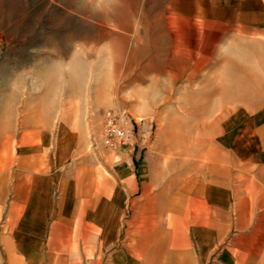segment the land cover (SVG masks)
<instances>
[{"label":"rangeland","instance_id":"rangeland-1","mask_svg":"<svg viewBox=\"0 0 264 264\" xmlns=\"http://www.w3.org/2000/svg\"><path fill=\"white\" fill-rule=\"evenodd\" d=\"M205 2L0 0V264L49 263L43 243L16 242L6 219L18 174L48 164L64 179L88 170L102 184L132 181L126 216L140 225L133 241L149 239L144 252L176 236L183 259L210 218L203 192L231 200L211 263L236 264L237 200H264V29L208 26ZM113 110L133 128L118 148L104 142ZM180 204L190 215L176 228ZM56 221L46 241L59 255L71 220ZM162 258L176 264V245L147 264Z\"/></svg>","mask_w":264,"mask_h":264},{"label":"crops","instance_id":"crops-1","mask_svg":"<svg viewBox=\"0 0 264 264\" xmlns=\"http://www.w3.org/2000/svg\"><path fill=\"white\" fill-rule=\"evenodd\" d=\"M205 6L208 26L247 28L257 32L264 29V0H206ZM44 141L45 137L42 144L45 148ZM51 168L52 166L48 164L43 169L40 168L39 172L24 170L18 174V179L13 184L14 196L6 217L8 222L13 221L8 230L13 231L16 242L22 243L35 238L37 245L43 243L44 254L51 253L44 256L49 261L48 264H101L108 255L110 260L106 261L107 264H147L148 260L159 258L165 249H171L175 245L176 264H182V261L189 264H212L214 251L212 243L215 237L224 240L225 227L223 229L222 227L230 220L231 200H212L206 196V190L203 192L207 198L204 202L208 206L207 215L210 218L202 227L194 228L191 234L194 242L192 245L189 244L188 251L182 254L184 257L182 259L179 251L181 246L178 247L176 236L170 243L163 237L159 238L148 246L146 252L143 250L148 244V238L133 241L132 227L135 229L140 225L134 223L136 220L133 214L129 219L126 216L133 210L132 181L125 182L122 186L114 176L113 179H108L102 184L88 170L83 171L82 180L75 175L64 179L59 172L52 171ZM118 171L122 172L119 169ZM86 173H88L87 181ZM91 177L92 180H89ZM174 197L172 200H176V196ZM237 201L236 264H264V200H252L251 207L246 206L245 200ZM187 203L192 204L188 200ZM179 207L180 210H176V219L180 224L176 222V228L180 227L181 222L186 221L182 219L190 215L189 208L185 209L182 204ZM76 212L80 213L78 224L82 228L80 233L75 232L76 234L73 235L72 214ZM140 214H142L141 210ZM54 216L59 223H62L63 216L71 220L60 249L55 250L60 253L59 255L52 254L55 248L53 242L51 244L46 241L49 223L53 221ZM246 216L249 221L247 225ZM213 220L216 225L219 224L215 226L217 234L214 233ZM120 242L126 243L122 249L108 253L107 248L121 244ZM41 251L42 249L39 248L37 253ZM229 251L228 249L224 252ZM25 253L29 254V251ZM165 256V259L168 258L167 255ZM165 259L162 258L160 264H164ZM224 259L223 254L219 256L220 263L224 262Z\"/></svg>","mask_w":264,"mask_h":264},{"label":"built area","instance_id":"built-area-1","mask_svg":"<svg viewBox=\"0 0 264 264\" xmlns=\"http://www.w3.org/2000/svg\"><path fill=\"white\" fill-rule=\"evenodd\" d=\"M133 128L124 112L120 110L107 111L104 126V142L112 148L122 147L127 143Z\"/></svg>","mask_w":264,"mask_h":264}]
</instances>
